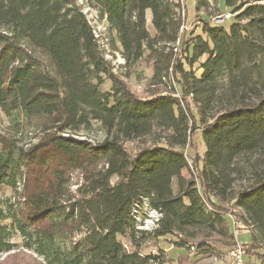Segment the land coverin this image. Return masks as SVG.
Segmentation results:
<instances>
[{
  "label": "trees",
  "instance_id": "16d2710c",
  "mask_svg": "<svg viewBox=\"0 0 264 264\" xmlns=\"http://www.w3.org/2000/svg\"><path fill=\"white\" fill-rule=\"evenodd\" d=\"M261 1L224 0L229 29L203 21L201 34L185 41L179 0H87L105 16L128 67L146 57L153 85L174 80L177 95L144 99L112 74L75 0H0V111L22 118L31 134L19 145L0 133V187L13 192L0 200V254L14 250L18 235L43 264H172L138 251L144 235L174 237L181 247L199 240L197 249L224 240L228 251L230 214L235 226L253 228L245 259L263 264ZM211 6L195 0L196 13ZM105 77L115 85L102 92ZM94 123L102 140L77 137ZM198 126L205 151L191 162L195 182L185 150ZM134 142L144 146L130 154L124 145ZM140 199L161 215L151 232L135 228Z\"/></svg>",
  "mask_w": 264,
  "mask_h": 264
},
{
  "label": "rangeland",
  "instance_id": "374dc122",
  "mask_svg": "<svg viewBox=\"0 0 264 264\" xmlns=\"http://www.w3.org/2000/svg\"><path fill=\"white\" fill-rule=\"evenodd\" d=\"M76 6L82 11L85 15L87 21L89 22L94 37L97 39L100 50L103 52V57L106 62L109 63V66L112 70V74L121 81H123L129 89L140 98H150L151 96L161 93V92H174L176 94V84L172 78L170 80H163L162 84L153 85V62L148 60V58H143L136 64L130 65L129 67L125 64L120 51L119 46L115 42L114 35L108 31L107 22L104 17H100L98 10L90 5L87 0H75ZM180 3V17L183 20V27L181 30L182 40L189 41L191 38L196 35L201 34L200 27L203 21H210V18L217 13L230 12L224 4V0H212V6L208 12L201 11L196 13L195 11V0H179ZM186 8V9H185ZM219 8V9H218ZM186 10V12H185ZM185 13H187V18H185ZM146 18V27L150 36L155 35V31L151 26V19L149 13L145 16ZM232 24V20H226L220 24L225 29H229ZM178 46V43L175 44ZM179 51H174V54L179 56ZM179 57H184L183 53H180ZM206 57L200 59L204 61ZM199 61V62H200ZM198 64L194 65V68ZM186 67V66H185ZM201 70L197 72L199 76ZM115 83L112 79L105 77L103 83L100 86L102 92L111 91ZM191 106V105H190ZM192 108V106H191ZM17 120L16 117H6L0 111V133L14 137L19 141V145H26L29 142L31 137L30 130L24 128L23 125H19V121L22 118ZM195 130L194 137L191 139V147L186 148L185 155L189 161L190 174L195 182L198 179V171L194 166H191V162L194 158H202L205 151L203 141L201 138V126ZM80 139H89L92 142L100 141L103 139V133L99 129L98 124H93L92 129L89 131L79 132L77 135ZM144 145L141 143H125L124 147L130 154H135L139 149ZM201 164L199 163V169ZM186 177L188 175L186 174ZM114 181V180H113ZM80 182L78 179L77 173L73 174L72 183ZM77 188L76 185L72 186V190ZM173 190L177 192L176 182H173ZM13 192L9 188L0 187V200L11 199ZM146 200V199H145ZM213 203H217L216 200L212 199ZM137 217L136 220L140 223L145 221L147 218L145 215L153 216V219L156 217L152 213V209L143 208L141 205L137 206ZM149 220V219H148ZM230 230L234 235V241H239L242 244L247 246L251 243L252 233H247L245 230L246 227L241 225L233 226L230 221ZM139 227V226H138ZM136 228V224H135ZM149 232L150 230H146ZM145 238L139 242V252L142 255H163V257L171 262L172 264H229V259L227 257V249H225L221 243H212L205 245L199 249L195 248L191 250L186 246L181 247L178 244V240L174 237H164L156 238L153 235H144ZM121 241L127 245L130 250L127 238H121ZM227 241V240H226ZM15 243V248L12 252L6 254H0V264H43L42 260L37 257L31 251L23 249V240L20 236H16L13 239ZM199 240H196L194 243H189L195 245ZM220 244V245H219ZM264 245L257 250L259 254H264ZM256 251V250H255ZM254 251V252H255ZM246 259L253 261L252 259Z\"/></svg>",
  "mask_w": 264,
  "mask_h": 264
},
{
  "label": "built area",
  "instance_id": "2783aa9c",
  "mask_svg": "<svg viewBox=\"0 0 264 264\" xmlns=\"http://www.w3.org/2000/svg\"><path fill=\"white\" fill-rule=\"evenodd\" d=\"M261 3L264 4V0H262ZM231 17H232V14L230 12L219 13V14L211 17L210 22H213V23L219 25V24H222L224 21L231 19ZM140 205L143 208H146V209L149 208L148 207L149 206L148 201L145 199H140L139 201H137L133 204V206H132V218L136 224V229L141 230V231L150 230L149 232H151L157 227V224H158V221H159L161 215L158 212L152 210V213L155 214L156 217L153 219L152 215L151 216L145 215L147 219L145 221H143L142 223H140L136 220V217H137L136 211H137V209H139L137 206H140ZM204 207H205L207 212H210V213L213 212L211 206L208 203H206ZM225 217L229 221L232 222L233 226H235V222L233 220V217L230 214H227ZM252 229H253L252 226H247L245 230L247 231V233H252ZM187 247L191 250L194 249V246L191 244H189ZM246 248H247L246 244H242L239 241L235 240L234 245L227 251V257L229 259V264H260V262L257 259L250 261V262L246 261V259H245Z\"/></svg>",
  "mask_w": 264,
  "mask_h": 264
},
{
  "label": "crops",
  "instance_id": "0c3cea01",
  "mask_svg": "<svg viewBox=\"0 0 264 264\" xmlns=\"http://www.w3.org/2000/svg\"><path fill=\"white\" fill-rule=\"evenodd\" d=\"M147 13H149V16H150V19H151V13H150V11H146V15H147Z\"/></svg>",
  "mask_w": 264,
  "mask_h": 264
}]
</instances>
